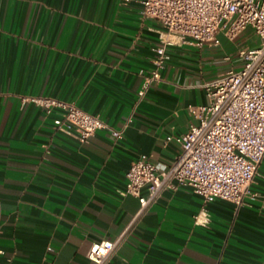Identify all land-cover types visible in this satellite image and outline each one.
Segmentation results:
<instances>
[{"label":"crops","instance_id":"1","mask_svg":"<svg viewBox=\"0 0 264 264\" xmlns=\"http://www.w3.org/2000/svg\"><path fill=\"white\" fill-rule=\"evenodd\" d=\"M140 1L0 0V262L87 264L89 244L113 239L138 206L118 194L130 163L145 154L165 169L180 147L164 139L187 130L186 106L205 103L203 84L258 44L246 28L232 40L218 31L217 45H168L160 81L136 102L161 30ZM33 96L72 102L121 139L102 128L81 143L23 100ZM173 186L109 264H264V157L241 204H204L206 226L192 219L202 198Z\"/></svg>","mask_w":264,"mask_h":264},{"label":"built area","instance_id":"2","mask_svg":"<svg viewBox=\"0 0 264 264\" xmlns=\"http://www.w3.org/2000/svg\"><path fill=\"white\" fill-rule=\"evenodd\" d=\"M140 6V15L159 22L161 30L152 66L136 91V102L151 84L160 81L168 45H217L218 31L232 40L246 28L258 38V44L239 48V67L228 68L203 84L205 103L186 106L191 118L187 130L164 139L174 140L180 147L165 169L158 170L145 154L130 163L124 174V187L118 194L135 197L138 206L113 239L89 244L85 253L87 264H109L133 224L165 188L174 187L173 183L189 187L202 198L203 205L192 219L195 225L206 226L209 214L204 204L213 199L241 204L264 157V0H141ZM23 100L42 107L46 115L54 113L53 128L81 143L102 128L114 140L121 139L123 128H111L97 115L72 102L39 96ZM129 120L128 117L125 125ZM0 264L12 261L7 259Z\"/></svg>","mask_w":264,"mask_h":264}]
</instances>
